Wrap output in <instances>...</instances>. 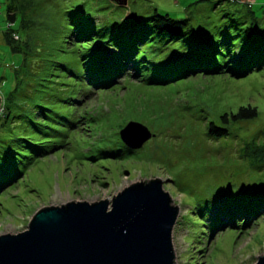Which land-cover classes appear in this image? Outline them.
Listing matches in <instances>:
<instances>
[{"label":"rangeland","instance_id":"obj_1","mask_svg":"<svg viewBox=\"0 0 264 264\" xmlns=\"http://www.w3.org/2000/svg\"><path fill=\"white\" fill-rule=\"evenodd\" d=\"M111 2L28 0L11 29L20 41L28 36V40H36L45 47L43 52H48L53 42L51 47L61 45L62 52L55 53V59L70 63L73 70L76 55L65 38L75 21L101 29L130 13L146 15L145 11L156 8L174 19H189L195 28H206L212 34L228 22L224 12L233 13V20L242 14L234 11L240 5H229L226 0H126L122 8ZM217 2L221 3L215 5ZM10 3L17 5L15 0H0V113L2 97L6 98L16 85L14 71L23 59L5 37ZM252 12L264 30V0H256ZM154 53H147V57ZM152 73L147 72L142 80L124 77L110 90H91L81 97L78 115L88 120L79 118L73 130L54 115L65 114L73 121L70 114L75 105L59 102L68 98L70 87H61L63 92L52 89L58 99L37 94L28 100L29 106H36L34 111L39 110L37 104L53 111L45 114L52 118L49 123L56 133L51 132L44 140L58 149L36 160L17 183L0 193V235L26 230L40 209L69 202L111 201L132 184L159 179L172 205L179 209L171 233L175 264H256L257 258L264 256V217L245 228L238 222L239 226L211 233L200 226L199 212L193 214L201 207L203 218L208 220L209 213L222 202H233V194L245 193L240 187L264 180V157L250 153L255 143L264 142V65L243 77L196 75L167 85L146 83ZM50 80H63L69 86L74 81L72 77ZM247 106L257 111L253 120L227 125L230 133L225 138L206 136L208 122L223 126L220 114L236 113L239 107ZM129 123L147 128L152 138L120 160H83L82 154H95L117 142L126 154L119 132Z\"/></svg>","mask_w":264,"mask_h":264},{"label":"trees","instance_id":"obj_2","mask_svg":"<svg viewBox=\"0 0 264 264\" xmlns=\"http://www.w3.org/2000/svg\"><path fill=\"white\" fill-rule=\"evenodd\" d=\"M26 1L28 0H15L17 5L10 3L6 10V40L14 44L13 52H20L23 59L21 66L14 71L16 85L6 98L2 97L4 107L0 113V193L5 187L17 183L36 160L58 149L44 140L51 132L56 133L49 123L52 118L45 114L53 111L39 104V110L34 111L36 106L28 104V100L37 94L43 95L42 98L58 99V95L51 90L63 92L61 87H70L67 90L68 98L59 99V102L75 105L70 114L73 121L65 114L54 115L73 130L79 118L88 120L83 115H78L77 105L81 103V97L85 98L91 90H110L124 77L142 80L151 71L153 73L146 83L167 85L196 75L229 74L243 77L264 65V30L252 12V5L256 0L253 4L226 0L229 5H240L239 10L234 11H242V14L233 20V13L224 12L222 16L227 17L228 22L217 33L212 34L206 28H195L189 19H174L168 14H160L156 8L145 11L146 15L142 12L141 15L130 13L119 22L101 29L93 24L88 26L75 21L74 27L68 29L67 37L65 36L76 55L77 67H73V70L70 63L69 66L65 61L55 59V53L62 52L61 45L51 47L53 42L52 45L49 44V51L43 52L45 47L37 45L36 40H28V36L26 40L20 41L16 32L11 29L18 11L24 13ZM112 2L116 7L121 6ZM219 3L221 2L215 5ZM149 50L155 52L150 58L147 57ZM234 52L236 59H233ZM34 63H37L36 67ZM54 71L58 72L57 76ZM51 77H72L74 81L69 86L63 80H50ZM256 116V109L250 106L239 107L236 113H222L218 119L223 126L208 122L206 136L213 139L225 138L230 133L227 125L247 122ZM121 147L120 142L112 143L95 154L81 156L83 160L90 162L100 159L120 160L131 154V150L125 146L127 153L124 154ZM250 153L252 156L261 154L264 157V142L255 143ZM249 186L240 187L239 190L242 189L245 193L233 194V202L227 200L217 206L209 213L208 220L203 218L201 207L195 208L193 214L199 212L200 218L197 219L200 220V226L213 233L217 229L239 226L238 222H242V227L245 228L253 220L264 217V180ZM248 189L250 192L246 194Z\"/></svg>","mask_w":264,"mask_h":264},{"label":"water","instance_id":"obj_3","mask_svg":"<svg viewBox=\"0 0 264 264\" xmlns=\"http://www.w3.org/2000/svg\"><path fill=\"white\" fill-rule=\"evenodd\" d=\"M152 136L135 123L119 132L130 150ZM171 202L161 180L153 179L124 188L111 201L40 209L26 230L0 235V264H175L171 233L179 209ZM256 264H264V256Z\"/></svg>","mask_w":264,"mask_h":264},{"label":"built area","instance_id":"obj_4","mask_svg":"<svg viewBox=\"0 0 264 264\" xmlns=\"http://www.w3.org/2000/svg\"><path fill=\"white\" fill-rule=\"evenodd\" d=\"M255 0H239L238 2H242V3H248V4H253ZM15 39H17V37L15 36Z\"/></svg>","mask_w":264,"mask_h":264}]
</instances>
